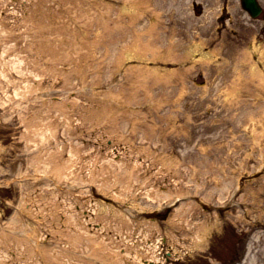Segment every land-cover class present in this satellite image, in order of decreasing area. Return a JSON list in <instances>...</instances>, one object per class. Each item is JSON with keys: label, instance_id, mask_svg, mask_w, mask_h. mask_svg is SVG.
Here are the masks:
<instances>
[{"label": "rangeland", "instance_id": "374dc122", "mask_svg": "<svg viewBox=\"0 0 264 264\" xmlns=\"http://www.w3.org/2000/svg\"><path fill=\"white\" fill-rule=\"evenodd\" d=\"M262 14L251 18L240 0H0L6 249L25 237L22 220L45 242L38 246L44 264L58 262L46 259L53 240L69 242L77 264H118L105 249L142 240L136 223L125 238L123 213L138 225L144 218L159 224L164 264H241L248 249L245 264H264V88L249 71L260 58L253 43L264 45ZM259 67L264 74V62ZM25 80L41 89L14 98ZM70 146L77 151L71 162ZM167 156L173 165L158 172ZM42 159L52 167L39 164ZM117 159L142 166L123 171ZM144 181L145 190L153 186L171 196L159 204L141 197ZM180 201L194 202L193 223L210 225L199 247L182 258L166 254L172 251L169 220ZM59 202L81 213L78 228L92 219L101 229L85 236L84 229L57 226ZM94 203L103 206L97 215ZM181 230L173 231L188 234L183 242L194 237Z\"/></svg>", "mask_w": 264, "mask_h": 264}, {"label": "bare ground", "instance_id": "6f19581e", "mask_svg": "<svg viewBox=\"0 0 264 264\" xmlns=\"http://www.w3.org/2000/svg\"><path fill=\"white\" fill-rule=\"evenodd\" d=\"M200 33H202L200 31ZM255 39V38H254ZM253 46L255 47V49L258 51V56L260 57L259 59L254 60V64L251 63L249 66V71H250V77L256 78L257 83L264 88V74H262V68L259 67V63L260 62H264V45L260 46V45H255L253 43ZM245 51V50H244ZM257 51H255V53H257ZM192 55H193V51H192ZM34 76V78H40L41 75L38 74H32ZM37 75V76H35ZM239 81V79H238ZM239 84V82L234 83V87H236ZM41 88L38 86L37 82L32 80V81H24L22 82L21 85H18L12 93V96L14 98L16 97H24V94L27 93H36L37 90H40ZM234 92L228 90L225 91V96H231V99L234 98ZM69 112V111H68ZM68 112H66L64 109H62V114L66 115ZM263 119V118H262ZM261 119V121H262ZM42 121V119H40ZM252 120V117H251ZM253 124L252 122H250V125ZM254 125V124H253ZM38 126V124H33L32 127L29 126L27 128L28 134L29 132H32V128L33 131L36 130V127ZM35 128V129H34ZM43 133V132H41ZM76 149L73 146H70L69 148V155L71 156L69 159V162L73 161L72 156L75 154ZM168 155V154H167ZM37 157V159L42 158V156L40 155H35V157ZM55 159L56 158L55 156ZM172 158H169V156H167L166 158L161 159L162 160V165L157 167V171L161 172L162 169L164 168H170L173 163L170 160ZM43 162L40 160L39 164H43L45 167L50 168L52 167L48 162L45 161V159H42ZM52 160H54V158H52ZM154 160H157L156 157H154ZM117 163L119 164V168L120 170L123 171H128L129 169H134L136 170L139 166H142V161H138L135 160L132 163L126 162L123 159H117ZM60 165V162L58 160H55V166L54 168H57ZM41 165H38V167ZM71 166V165H70ZM70 166L68 164H65V168L66 170L70 169ZM56 171L59 172V177H60V171L58 169H56ZM136 173V172H135ZM70 174V173H69ZM62 176V175H61ZM235 178V177H234ZM238 179V178H236ZM53 181V180H52ZM55 182V181H53ZM231 182V181H230ZM146 181L142 182V190L143 192H139L141 195V197H144L147 200H151L153 202L156 203V201H158V204L160 203V201L168 198L169 196H171L170 191L168 190H161V188H155V187H151L148 188L147 190L144 189V187L146 186ZM130 184L129 186L126 185L123 187V190H130ZM229 187V185H228ZM227 188V185H226ZM167 191V192H166ZM123 194V191H119L117 192V196H121ZM182 193H180L181 195ZM222 194V193H221ZM222 197V196H221ZM242 197V196H241ZM25 204V202L23 203V205ZM61 202H59V206L58 209L61 210L63 212V214L61 215V217L57 218L58 225H63L65 228H67L68 230L70 229L71 231H77L79 229H84L83 234H86L85 236H88L90 234H96V231H99V229H101L98 224L96 225L97 227H95L94 223L92 222V219H90V225L86 226V227H79L80 222H79V218L78 215H81V213L76 214V212L74 211H68L64 210V206H61ZM150 205V204H149ZM194 202L193 201H188V202H183L180 201L179 205L176 207L175 211L171 214L170 217V228H172V230H170L168 232V234H166V239L169 237V239L167 240V242H169V247L172 249V251L167 252V256H172V257H180L182 258L183 254L186 253H191V248H198L199 245L201 244L200 242V233H205L206 230L208 228H210V225L207 224L205 225V223H200V222H194L193 223V219L192 216L190 215L191 211L195 208L194 207ZM55 206H57L55 204ZM25 207V206H24ZM103 206L100 205V203H94V208L92 210V213L95 211V214H99L101 213V210H103L102 208ZM70 208V207H67ZM19 214L23 213L22 210H18ZM143 211V210H142ZM28 212V211H27ZM41 212V211H38ZM49 213H47V216L49 217L51 222H54V220L56 219V217L53 215L56 213L57 215V210L53 209L48 211ZM239 212V211H238ZM144 215H147L148 212H144ZM89 212L85 211V215L83 216V219L88 218ZM123 215V216H122ZM122 215H119L121 218V221H123L125 223L124 228L126 229L124 231V235L125 238H130V236H133V234L131 233V231H127V229H130L129 227L132 226L134 223H136L137 225V229H138V238L141 237L142 235V240L140 245L139 244H132V240L130 238V245L129 247L125 245H122L120 248H114L112 249L110 248H106L105 251H110V253L112 254V256L114 257L113 261L118 264H164V256H160L159 254L161 252L160 251V246L158 245L160 243V239H158V237L160 236V227L159 224L153 220V218H144L143 220L141 219V221L139 222L138 225V220H134L133 217L131 215H125L122 213ZM187 215V216H186ZM41 218V215H39ZM234 216L238 217V213H236ZM190 218V219H189ZM84 219V220H85ZM17 219L16 217H12L11 218V226L10 229L13 230L16 228V223ZM217 221V220H216ZM172 224V225H171ZM177 225V226H175ZM219 225V224H218ZM55 226V225H54ZM62 226V227H63ZM191 226H193V229H191ZM3 227V226H2ZM20 227H22L23 232H24V238L23 239H18V245L17 247H12L11 249H6V243L7 241L5 240L4 236H3V229L0 231V264H7L6 260L12 264H44L42 262L43 256L41 254V252L39 251L40 249H38L39 245H45L43 243H41L38 239H35V237H33L34 232L32 233L31 231H33L34 229V225L32 224H28L25 221L20 220ZM63 227V228H64ZM128 227V228H127ZM174 227L179 229V232H181V229H184L188 232H193L194 237L190 238V240L188 241H184L183 242V238L185 237H189L188 234H177L174 230ZM31 230V231H30ZM158 234V237H157ZM154 235V236H153ZM127 236V237H126ZM135 237L137 236L134 235ZM151 237H157V241L154 240H150ZM171 238H173L171 240ZM59 240L56 241H52V245L53 247L49 248L50 254L48 253V256L46 257L47 260H51V261H57L55 264H77L79 263V261L81 260L79 258V254H77L76 250L69 248L70 243L66 242L65 246H60V242L58 243ZM72 243V247L74 246L73 244H75V239L71 240ZM161 241L166 242L165 239L161 238ZM49 243V242H48ZM174 243H178V246H175ZM67 245V246H66ZM8 247H11L12 245H9L8 242ZM74 250V251H73ZM99 249H96V252L99 253ZM41 254V255H40ZM249 249L246 251L243 261L241 264H245L248 257H249ZM102 255V254H101ZM20 256V257H19ZM102 257V256H100Z\"/></svg>", "mask_w": 264, "mask_h": 264}, {"label": "water", "instance_id": "95a60500", "mask_svg": "<svg viewBox=\"0 0 264 264\" xmlns=\"http://www.w3.org/2000/svg\"><path fill=\"white\" fill-rule=\"evenodd\" d=\"M244 6L254 15L259 12V7L257 6L255 0H243Z\"/></svg>", "mask_w": 264, "mask_h": 264}]
</instances>
